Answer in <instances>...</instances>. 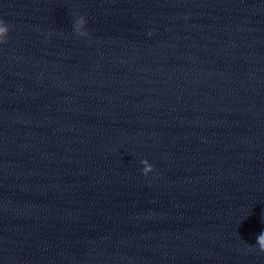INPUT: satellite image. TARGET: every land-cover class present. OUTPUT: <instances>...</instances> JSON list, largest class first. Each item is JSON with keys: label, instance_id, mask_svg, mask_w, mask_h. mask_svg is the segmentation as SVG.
<instances>
[{"label": "clouds", "instance_id": "1", "mask_svg": "<svg viewBox=\"0 0 264 264\" xmlns=\"http://www.w3.org/2000/svg\"><path fill=\"white\" fill-rule=\"evenodd\" d=\"M86 23H87L86 19L82 16L79 17V19L74 22V29L77 35L80 36L87 35L86 31H81V28H83ZM8 32H9V26L6 24L5 21L0 20V43L6 42ZM153 170H154L153 166L149 168H145L143 169V173L144 175H147L149 172H152ZM256 244L259 246V249L262 252H264V231H261V233H259L258 236L256 237Z\"/></svg>", "mask_w": 264, "mask_h": 264}]
</instances>
